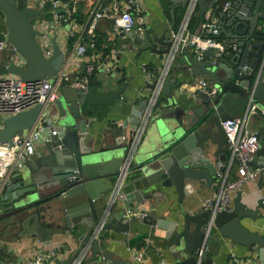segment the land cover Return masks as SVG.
<instances>
[{"label":"water","instance_id":"water-1","mask_svg":"<svg viewBox=\"0 0 264 264\" xmlns=\"http://www.w3.org/2000/svg\"><path fill=\"white\" fill-rule=\"evenodd\" d=\"M185 6L187 0H180ZM224 10L217 12L219 32L215 35L223 46L207 47L201 59H195L186 49V65L192 76L201 75L214 87V93L198 92L192 100L183 98L178 103L172 72L168 71L162 81L160 93L167 101L163 109H157L154 118L159 133L152 150L136 165L129 160L126 173L139 172L137 180L145 191H130L135 201L154 192H160L165 199L164 188L172 185L178 202L183 197L184 179L203 181L205 187L218 186L216 173L221 171L214 160L218 153L227 148L225 133L220 121L243 112L244 119L253 113L261 119L254 135L258 146L248 167L257 172L258 183L264 174V0H226ZM197 12L203 14L208 8H219L220 0H196ZM222 6V5H221ZM221 8V7H220ZM43 7L22 6L17 8L15 0H0L5 27V40L21 58V63L10 61L8 73L21 80L51 79L61 70L64 53L54 37H51L52 51L45 56L35 40L38 31L29 24ZM131 48L149 49L159 55L167 52L170 41L164 33L149 36L137 30L121 32ZM160 45V49H158ZM158 75V71L153 72ZM125 83L107 92H96V86L82 91L68 84L58 83V95L44 107L33 106L6 116L0 125V142H10L11 136L29 129L39 118H49L62 128L59 137L40 142V150L33 152V158L26 156L22 166L9 173L0 190V205L3 211L0 220H6L0 229V236L11 226L21 234L48 240L52 231L50 223L43 222L46 213L58 214L60 210L65 227L81 223L85 231L79 237V244L73 253L65 258L55 259V264H67L87 238L100 214V203L110 192L113 177L124 161L126 146L137 126L139 113L147 104L143 98L130 109V115L119 123L112 122L103 133L109 134L96 149L91 145L95 134L88 132L89 117L93 106L110 105L120 99ZM150 89L153 83H150ZM156 103V102H155ZM154 108V106H153ZM128 125L127 139L124 131ZM209 144L213 145L210 149ZM212 156L210 159L209 156ZM75 171V172H74ZM73 175V177H71ZM125 177V176H124ZM216 180V182H214ZM124 183V179H123ZM122 183V193L123 191ZM140 187V188H141ZM162 190V191H161ZM141 192V193H140ZM155 195V194H154ZM130 200V199H129ZM257 208L247 207L240 201V190L235 189L230 210L212 212L210 208L193 213L182 211L181 219L165 221L145 214L138 220H121L118 211L112 212L115 223L106 222L105 228L123 234V242L137 234L140 225H151L162 230L159 236L164 240L174 264H196L195 249L205 242L203 256L197 264H212L211 255L217 254L222 239L242 245L248 249L247 258L255 251L260 262H264V236L249 231L240 223L241 217L254 219ZM108 217V218H109ZM149 228V227H148ZM102 236L93 242L89 259L99 256L110 264H127L125 259L114 257L111 251L100 250ZM1 255L8 257L0 246ZM128 264H130L128 262Z\"/></svg>","mask_w":264,"mask_h":264},{"label":"crops","instance_id":"crops-1","mask_svg":"<svg viewBox=\"0 0 264 264\" xmlns=\"http://www.w3.org/2000/svg\"><path fill=\"white\" fill-rule=\"evenodd\" d=\"M105 0H101L104 3ZM226 0H220V7ZM93 0H71V3L77 9L78 19L82 20V11L92 4ZM21 3L26 6H31V3L37 4L38 0H22ZM34 4L31 7H35ZM139 4L145 14L143 31L139 32L141 35L148 34L149 36L160 35L164 33L167 38L169 30L175 28L184 12L185 6H182L180 0H139ZM218 8L217 11L221 10ZM197 3L194 12H197ZM216 9L208 8L203 14L201 21L193 23L188 26L190 31L199 32V24L207 18L213 17L218 20L217 13L212 10ZM193 12V13H194ZM191 16H194L192 14ZM196 16V15H195ZM138 23L134 25L131 30H137ZM95 32L97 38V45L101 43L106 44V48L103 50L108 52L112 56V65L109 71L103 69L96 70L90 77L89 86L95 85L96 92H107L114 89L117 85L125 83L123 90L120 93V99H114L110 105H97L93 106L89 117H93L94 121L88 124V132L95 134V140L91 145L92 149H96L103 144V140L108 138L109 134L103 133V130L108 128V125L112 122L119 123L121 119H124L130 115V109L134 104L139 103L141 99L147 98L150 93V83H153L155 78L154 71H158L161 67V60L164 55H159L149 49L139 50L137 48H131L130 44L125 41L121 35V31H114L112 29L111 22L106 18H101L95 25ZM0 37L5 39V30L0 28ZM221 36L219 41H223ZM215 41H218L217 39ZM225 41V40H224ZM80 42L85 43V36L81 37ZM58 46L64 53V58L61 65V72L75 76L76 72L83 65V58L78 56L73 50V41L71 37L67 39L57 40ZM10 44L0 49V75L8 73L6 65L12 60L17 63H21L17 53L10 48ZM158 45V49H160ZM190 53L189 51H187ZM191 54V53H190ZM193 56V55H192ZM186 57L183 52L178 53L173 62L170 65L168 71H171L172 78L175 79L176 87L171 89V92H176L177 103L183 98L196 99L198 92H204L203 89L198 87L197 81L200 78H204L201 75L192 76L186 65ZM144 67L147 71H142ZM211 84V83H210ZM58 91V90H57ZM166 97L159 93L156 99V103L153 108L154 115L157 109H163L166 106ZM154 115L150 118L140 142L137 145L133 153L131 165H136L137 162L143 160L146 157V153L150 152L155 145L159 133L155 127L156 121ZM243 119V112L232 115ZM261 122V119L256 117L253 113H249L244 119L246 127L250 131H255L256 126ZM128 125L124 131V139H127ZM40 142L35 143L34 150H40ZM210 149L213 145L209 144ZM33 152L30 154V158H33ZM227 148L218 153V157L214 160L226 162L228 159ZM210 159L212 156L209 153ZM139 172L136 170L129 171L125 174L123 191L124 199L122 200V206H129L143 211L145 214L152 215L153 218L163 219L165 221H177L181 219L182 211L190 213L202 210V201L210 193H212L217 186L211 185L205 187L203 181L199 182L191 180L189 178L184 179L183 197L180 202L176 199V193L172 185L165 187V199L158 194L160 192H154L150 196L142 198V202L132 200L131 196L126 197L130 191L140 189L145 191L148 188H142L137 180ZM236 176V163H231L228 169L227 179H232ZM4 176L0 177V187L4 180ZM217 179V177L215 176ZM216 182V180H214ZM218 182V180H217ZM141 187V188H140ZM240 190V201H242L247 207L257 208V213L254 219L249 217H241L240 223L246 227L249 231L256 232L260 236H264V209L261 207L259 199L260 195L264 194V174L262 175L261 183H258V174L254 172V176L251 179L245 181L238 188ZM162 191V190H161ZM2 191L0 190V195ZM141 193V192H140ZM234 192L231 195V199ZM105 199H102L100 203V211L104 206ZM130 199V200H129ZM121 207L117 208L118 212ZM3 211V207L0 205V213ZM58 214L46 213L43 222L50 223L52 231L48 240H40L35 236H29L27 234H21L17 231L16 226H11L9 230H4V233L0 236V246L8 253V257L1 255L0 264H19L17 259H20V264L23 260L30 257L37 250H54L57 254V258H65L70 256L79 244V237L85 231V225L77 223L65 227L60 210H56ZM134 219V220H138ZM6 220H0V229L2 224ZM115 223L116 218L112 214L108 221ZM149 227V228H148ZM140 230L137 234L132 235L126 241L123 242V234L115 232L108 228H103L100 235L102 241L99 245L100 250H108L112 252L114 257H120L125 259L130 264H137L132 260L131 255L134 251L141 248L144 249V264H174V260L168 253L167 248L164 245V240L159 236L162 234V230L153 228L151 225H140ZM217 254L211 255L212 264H264L260 262L258 257L253 251L250 255L252 258H247L248 249L242 245L231 243L227 240H223ZM90 257V256H89ZM88 264H110L100 260L99 256L95 259H86ZM55 264V263H54Z\"/></svg>","mask_w":264,"mask_h":264},{"label":"built area","instance_id":"built-area-1","mask_svg":"<svg viewBox=\"0 0 264 264\" xmlns=\"http://www.w3.org/2000/svg\"><path fill=\"white\" fill-rule=\"evenodd\" d=\"M100 1L93 0L92 4L82 11L81 21L78 19L77 9L71 0H38V3L34 4V8L43 7V10L37 16L32 17L29 24L38 31L34 37L43 54L48 56L52 51L51 37H54L56 42L61 38L71 37L74 43L73 50L83 58V65L75 76H69L59 70L51 79L40 78L24 81L11 73L1 74L0 125L6 116L37 103L44 107L47 103L52 102L58 95L57 86L59 82L84 91L89 87L90 77L96 70L109 71L113 61L112 56L103 51L106 48L105 43L99 45L96 43L95 25L99 19H108L112 29L117 32L131 30L136 23H138V31H143L145 14L139 0H105L104 3ZM227 5L228 3L224 2L221 10H224ZM195 7L196 0H187L178 25L169 30L167 36L170 41L169 48L163 54L158 75L155 76L153 86L146 98L147 104L139 113L137 126L126 146L124 161L113 177L112 188L105 197L104 206L87 238L67 264H81L87 261L86 259L90 256L91 244L97 242L109 215L118 211L119 206L121 207L124 199L121 190L122 183L129 160L141 140L148 121L154 115L153 106L160 93L163 77L168 72L175 56L186 49L195 59H201L202 52L207 47L223 49L220 42L215 41V35L219 32V24L216 18L210 17L202 21L199 24V32L189 30L188 21ZM83 36H85V43L80 42ZM6 45H8L6 40L0 37V49ZM10 48L14 50L12 46ZM16 55L19 57L18 54ZM142 71L147 70L142 67ZM197 85L207 93H214L216 90L206 78L198 79ZM220 125L225 133V143L229 155L226 162L215 161V166L221 168V171L215 175L219 184L202 201V209L210 208L213 213L219 210H230L232 193L254 176V171L248 167L247 163L252 159L258 146L254 132L246 127L244 118H225L220 121ZM61 134L62 128L51 119L37 117L29 129L20 134H13L9 143L0 142V177H6L9 173L19 169L24 158L33 152L36 142L56 138ZM234 161L236 163V176L229 180L227 179L228 169ZM259 202L264 209V194L260 195ZM119 215L121 220H127L141 218L145 213L124 205L121 207ZM204 249L205 242H201L195 249L196 264L200 262ZM131 258L137 264H144V249L134 251ZM55 259L60 258H57L54 250H37L23 260L21 264H54ZM17 262L20 264V259H17Z\"/></svg>","mask_w":264,"mask_h":264},{"label":"trees","instance_id":"trees-1","mask_svg":"<svg viewBox=\"0 0 264 264\" xmlns=\"http://www.w3.org/2000/svg\"><path fill=\"white\" fill-rule=\"evenodd\" d=\"M16 1V5H17V8H21L22 6H24L22 3H21V1L22 0H15ZM218 8H216V9H213L212 11L214 12V13H217L218 11ZM202 18H203V16L202 15H194V16H191L190 18H189V21H188V26H190L191 24H193V23H197L198 21H201L202 20ZM1 28V27H0ZM81 264H88L87 263V261H85V262H82Z\"/></svg>","mask_w":264,"mask_h":264},{"label":"rangeland","instance_id":"rangeland-1","mask_svg":"<svg viewBox=\"0 0 264 264\" xmlns=\"http://www.w3.org/2000/svg\"><path fill=\"white\" fill-rule=\"evenodd\" d=\"M19 1H20V0H19ZM31 4L33 5L34 3H31ZM32 5H31V6H32ZM2 19H3V16H2V13L0 12V27H1L2 30H5V27H4V25H3Z\"/></svg>","mask_w":264,"mask_h":264}]
</instances>
